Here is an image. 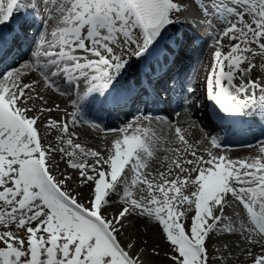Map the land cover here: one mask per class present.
Masks as SVG:
<instances>
[{"label": "snow or ice", "instance_id": "obj_1", "mask_svg": "<svg viewBox=\"0 0 264 264\" xmlns=\"http://www.w3.org/2000/svg\"><path fill=\"white\" fill-rule=\"evenodd\" d=\"M195 49L203 81L174 70ZM234 116L264 129V0H0V264H264V138L234 155Z\"/></svg>", "mask_w": 264, "mask_h": 264}, {"label": "rangeland", "instance_id": "obj_2", "mask_svg": "<svg viewBox=\"0 0 264 264\" xmlns=\"http://www.w3.org/2000/svg\"><path fill=\"white\" fill-rule=\"evenodd\" d=\"M189 30H191V32H193V34H194V36H197V38H198V36L199 37H203V40H205L206 39V30H205V28H191V27H189ZM195 56V58L197 57L196 55H194ZM199 57H200V52H199ZM208 63H209V58H208V55H205L204 57H203V62L199 65V67H198V69L199 70H201L202 68V74H205V70H206V67H207V65H208ZM184 117H185V115H184V113H181L180 114V119H184ZM251 119H254L253 117H250ZM256 123L258 124V122L256 121ZM93 135H95V134H93ZM201 136V134H200V132H197L196 133V137H200ZM84 139L85 140H88L90 143H95V140H93V139H90L89 137H87V136H85L84 137ZM256 141H253L252 143H255ZM251 144V143H250ZM235 151V150H234ZM238 151V150H237ZM250 151V149L249 148H247V149H245V150H241V151H239L238 153L239 154H241V155H243V154H245V152H249ZM233 154L234 155H237V154H235L234 152H233ZM157 166H159V162H157ZM61 167H63V165H61Z\"/></svg>", "mask_w": 264, "mask_h": 264}, {"label": "bare ground", "instance_id": "obj_3", "mask_svg": "<svg viewBox=\"0 0 264 264\" xmlns=\"http://www.w3.org/2000/svg\"><path fill=\"white\" fill-rule=\"evenodd\" d=\"M178 62L183 63V62L180 61V60H178ZM199 63H201V61H200ZM181 65H182V64H181ZM184 67H185V65L183 64V66H181V68H184ZM184 73H185V72H184ZM86 112L89 113V111H87V110H86ZM126 116H127V115H126ZM204 118H206V117L204 116ZM242 118H248V116H242ZM237 120H240L239 118H237V116H234L233 118L230 119L231 122H236ZM246 121H247V120H246ZM257 129H260V127H257ZM236 131H243V130H241V129H238V130L236 129V130H234V129H233V132H236ZM246 153H248V152H245V154H246ZM238 155H241V154L238 153ZM243 155H244V154H243Z\"/></svg>", "mask_w": 264, "mask_h": 264}]
</instances>
